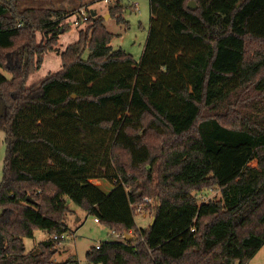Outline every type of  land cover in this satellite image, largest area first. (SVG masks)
<instances>
[{
  "label": "trees",
  "instance_id": "16d2710c",
  "mask_svg": "<svg viewBox=\"0 0 264 264\" xmlns=\"http://www.w3.org/2000/svg\"><path fill=\"white\" fill-rule=\"evenodd\" d=\"M23 1L0 0V264H80L57 262L52 238L69 234L72 204L122 235L91 247L88 264L253 259L264 247V0H150L140 62L90 13L60 71L31 87L75 11ZM128 10L108 11L127 24ZM206 190L219 197L199 202ZM145 197L156 205L143 229ZM35 230L50 237L29 254Z\"/></svg>",
  "mask_w": 264,
  "mask_h": 264
},
{
  "label": "rangeland",
  "instance_id": "374dc122",
  "mask_svg": "<svg viewBox=\"0 0 264 264\" xmlns=\"http://www.w3.org/2000/svg\"><path fill=\"white\" fill-rule=\"evenodd\" d=\"M111 1V4L116 1H121L123 5L130 7V10H128L124 15L127 24H119L115 19H112L108 11L111 4H107L103 0H25L20 4V9L52 8L63 9L72 13L73 11L76 12L80 8H84L88 5L86 8H88L90 12L96 11L97 14L104 17L107 29L114 35L111 46L114 49H123L126 53L130 54L135 61L140 62L145 51L151 28L152 15L150 0ZM134 6H136V8ZM64 23L68 26L67 30L61 32L56 49L47 52L44 56L41 67L29 76L27 80L28 87L34 86L50 74L60 71L62 65V52L69 45L75 43L79 39L80 31L86 27V23L82 21L80 22L79 16L76 13L68 16ZM38 40L41 41L40 35L38 36ZM84 57L85 59L88 57V52ZM6 76L10 77L8 74H6ZM6 157V134L4 131H1L0 184L2 183L4 177ZM92 184L100 186V183L96 180H93ZM215 197H219V192L217 190H206L199 195V202H206ZM145 198H148L150 202L146 203ZM145 198L140 206L143 208V212H138L135 218L138 228L143 229H146L151 225V210L154 209L156 205L155 199L150 197ZM71 206L74 212L70 215L67 221L70 238L65 241H61L55 260L57 262H64L69 259L70 256H76L80 264H87L86 254L91 247L113 240V237L111 236V230L109 227L97 224L93 217H89L84 210L74 204ZM79 219L80 221L78 222ZM49 237L50 236L47 232L35 230L33 238H26L24 240L27 253H36L38 245L49 239ZM129 239H131V237ZM246 264H264V247Z\"/></svg>",
  "mask_w": 264,
  "mask_h": 264
},
{
  "label": "built area",
  "instance_id": "2783aa9c",
  "mask_svg": "<svg viewBox=\"0 0 264 264\" xmlns=\"http://www.w3.org/2000/svg\"><path fill=\"white\" fill-rule=\"evenodd\" d=\"M105 3L107 4H111V0H103ZM136 8V6H134ZM93 11H89L88 8L84 7V8H80L78 11H76L75 13L78 14L79 16V20L80 22H86L88 19H89V16H90V13H92ZM145 202H150L148 198H145ZM138 212L139 213H142L143 212V208L142 207H138ZM95 222L97 224H99V220L98 219H95ZM75 235V234H74ZM111 235L116 237V238H121L122 235L120 234H117L115 231H112L111 232ZM53 240H61V241H65L67 239L70 238V235L69 234H64V235H61V236H58V235H55L52 237ZM102 247V243L101 244H98L97 246H95L96 250H100ZM88 264V263H87Z\"/></svg>",
  "mask_w": 264,
  "mask_h": 264
},
{
  "label": "water",
  "instance_id": "95a60500",
  "mask_svg": "<svg viewBox=\"0 0 264 264\" xmlns=\"http://www.w3.org/2000/svg\"><path fill=\"white\" fill-rule=\"evenodd\" d=\"M188 7H189L190 10H193L194 11V10L197 9V4L195 2H190L189 5H188ZM92 16L93 17H96L97 16V12L96 11H93L92 12ZM0 114H1V116H3V106L2 105H1V108H0ZM154 221L155 220L153 219L151 225L154 224Z\"/></svg>",
  "mask_w": 264,
  "mask_h": 264
},
{
  "label": "crops",
  "instance_id": "0c3cea01",
  "mask_svg": "<svg viewBox=\"0 0 264 264\" xmlns=\"http://www.w3.org/2000/svg\"><path fill=\"white\" fill-rule=\"evenodd\" d=\"M67 11V10H66ZM98 183H100V188L106 192L109 193L112 190V185H110L108 182L102 181V180H96ZM80 221V219L78 220V222Z\"/></svg>",
  "mask_w": 264,
  "mask_h": 264
}]
</instances>
